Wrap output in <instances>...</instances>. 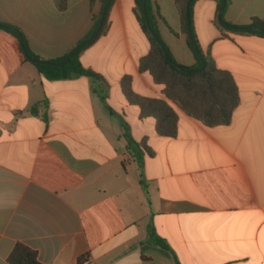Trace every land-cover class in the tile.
I'll return each mask as SVG.
<instances>
[{"label": "crops", "instance_id": "0c3cea01", "mask_svg": "<svg viewBox=\"0 0 264 264\" xmlns=\"http://www.w3.org/2000/svg\"><path fill=\"white\" fill-rule=\"evenodd\" d=\"M150 2L173 60L195 66L175 1ZM63 5L0 0V264L16 243L42 264H264V37L224 30L214 0L194 2L197 45L232 75L238 106L215 128L178 110L177 136L165 138L119 85L130 76L135 93L164 99L138 69L149 45L133 0H115L106 33L79 56L106 80L105 101L92 79L49 81L26 61L23 40L41 59L62 58L102 11L101 0ZM220 15L239 28L264 22V0H227ZM125 132L152 151L141 168Z\"/></svg>", "mask_w": 264, "mask_h": 264}, {"label": "trees", "instance_id": "16d2710c", "mask_svg": "<svg viewBox=\"0 0 264 264\" xmlns=\"http://www.w3.org/2000/svg\"><path fill=\"white\" fill-rule=\"evenodd\" d=\"M65 0H58V6L63 8ZM134 16L144 33L149 49L145 56L138 60V69L140 72H147L152 78L155 85L162 86V95L164 99L145 97L138 95L132 90L131 77L123 76L119 82L122 95L129 105L139 109V118H151L154 121V129L156 133L165 138H175L178 131V115L177 111H182L192 120L198 122L206 128L227 126L238 106V88L234 82L232 75L215 64L213 58L209 54H203L199 49L195 40L192 29V7L196 0H174L175 6L179 14L181 32L186 36V40L191 50L196 53L192 47L186 23V8L188 6V16L191 34L196 45V50L201 56L204 68H201V62L197 59V63L193 67H185L177 64L171 57L169 51L162 43L157 29V19L159 17L157 10L153 9L150 0H133ZM217 3V13L220 28L227 31H238L239 27L228 25L224 22L222 16L219 17V10L222 4H226L227 0H214ZM115 0H101L102 8L106 6L103 24L99 33L94 39L78 50L72 48L68 54H71L67 61L60 66L55 64L62 62L67 55L54 60H44L33 54L27 49L24 40L22 41L26 55L33 60L31 62L37 71L49 81L65 80L72 77L84 76L93 80L96 85V91L100 95V99L105 101L108 94V84L106 80L98 73L89 68H84L80 62V53L89 47L96 39L106 33L107 19L111 6ZM143 7L145 8L146 17L144 16ZM102 12V11H101ZM100 15L94 20L91 30L81 39L80 42L94 34ZM145 20L148 22L151 33L148 32ZM4 28L21 37V33L14 27L4 24ZM247 27H255L264 30V22L254 18ZM256 35L264 37L262 32H253ZM158 43H160L167 56L175 63L172 66L163 55ZM26 61H28L26 59ZM30 62V61H28ZM181 70H192L194 72L184 73ZM46 102H44L45 105ZM40 104L36 103L31 107L32 113H38ZM126 141L125 151L130 155L141 168L143 164L144 153L148 156L152 155V151L146 146L145 139L141 142H135L128 132L123 134ZM152 242L162 248H166L163 240L153 234ZM9 264H42L37 258V253L33 249L22 243H16L7 257ZM176 264H179L176 261Z\"/></svg>", "mask_w": 264, "mask_h": 264}, {"label": "water", "instance_id": "95a60500", "mask_svg": "<svg viewBox=\"0 0 264 264\" xmlns=\"http://www.w3.org/2000/svg\"><path fill=\"white\" fill-rule=\"evenodd\" d=\"M188 1H190V0H188ZM224 6H225V4H222V5H221V7H220V13L223 11ZM105 11H106V6H104V7L102 8L101 17H100V20H99L98 26H97V28H96L94 34L91 35L90 37L86 38V39L83 40L82 42H80L78 45H76V46L74 47V50H78V49H80L81 47H83L84 45L90 43V42L94 39V37L99 33L100 28H101V26H102V24H103ZM143 11H144V16L146 17V12H145V8H144V7H143ZM186 17H187V18H186V23H187V32H188V36H189V39H190L191 45H192V47L195 49L196 54H197V57H198V59L200 60V62H201V64H202V65H201V68H200V70H202V69L204 68V65H203V63H202V61H201V56H200V54H199V53L197 52V50H196V45H195V43H194V40H193V37H192V34H191V30H190L189 16H188V6H187V8H186ZM145 24H146V27H147L148 32L151 33V31H150V29H149V26H148V22H147V20H145ZM0 27H1V26H0ZM239 29H242V30H245V31H257V32H262V33H264V30H262V29H258V28H255V27H246V28H239ZM158 45H159V47H160V49H161L163 55L165 56V58L168 60V62H169L172 66H176L175 63H174V62H173V61L167 56V54L165 53V51H164L162 45H161L160 43H158ZM20 49H21V51L23 52L25 58H26L28 61H30V62H34L33 60H31V59L26 55V51H25V48H24V45H23L22 42L20 43ZM70 55H71V54H68V56H66V58H65L62 62L57 63V64H55V65H57V66L63 65V64L67 61V59L69 58ZM177 69H178L179 71H181V72H184V73H191V72H194V71H195V69L187 70V71H186V70H181V69L178 68V67H177Z\"/></svg>", "mask_w": 264, "mask_h": 264}]
</instances>
